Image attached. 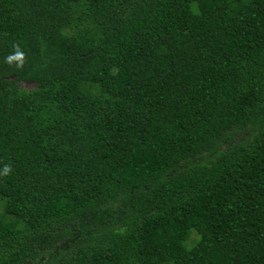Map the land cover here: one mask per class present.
<instances>
[{
    "label": "trees",
    "instance_id": "trees-1",
    "mask_svg": "<svg viewBox=\"0 0 264 264\" xmlns=\"http://www.w3.org/2000/svg\"><path fill=\"white\" fill-rule=\"evenodd\" d=\"M0 264H264V0H0Z\"/></svg>",
    "mask_w": 264,
    "mask_h": 264
},
{
    "label": "rangeland",
    "instance_id": "rangeland-1",
    "mask_svg": "<svg viewBox=\"0 0 264 264\" xmlns=\"http://www.w3.org/2000/svg\"><path fill=\"white\" fill-rule=\"evenodd\" d=\"M20 85L24 89H33L35 87V84L28 81H22L20 82Z\"/></svg>",
    "mask_w": 264,
    "mask_h": 264
}]
</instances>
